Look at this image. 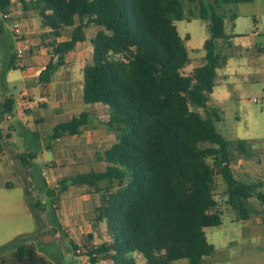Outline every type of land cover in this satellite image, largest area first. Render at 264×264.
I'll return each instance as SVG.
<instances>
[{"label":"trees","instance_id":"obj_1","mask_svg":"<svg viewBox=\"0 0 264 264\" xmlns=\"http://www.w3.org/2000/svg\"><path fill=\"white\" fill-rule=\"evenodd\" d=\"M24 10L36 12L46 31L51 56L38 74L39 82L64 64V56L86 40V30L97 27L90 38L91 61L84 65L82 100L108 108L106 125L115 133V142L96 155L104 169H91L60 179V192L83 186L99 194L94 221H104L109 242L86 251L90 264L98 259L111 264H137L140 253L145 264H203L214 246L205 228L222 223L211 210L213 166L222 168L228 188V203L239 219H248L245 201L254 197L264 206V181L237 180L232 165L254 155L249 140H226L216 129L218 111L208 105L215 86L216 70L227 56L217 40L231 46L236 9L231 5L252 0H19ZM186 4L193 10H186ZM10 0H0V11L8 13ZM198 16L208 22L209 37L204 41L200 64L185 74L191 59L176 21ZM69 29V31H66ZM67 35L64 40L58 38ZM20 65L12 54L8 68ZM22 68V67H21ZM12 96L0 101V119L11 114ZM89 114L81 111L55 124L50 140L77 135L87 126ZM0 128V157L4 152ZM29 168L32 152L16 155ZM212 160V165L208 162ZM48 194L55 197L54 191ZM54 201V199H52ZM37 213L45 208L28 198ZM53 208L49 205V210ZM17 237L0 246V253L15 247L14 260L0 255V264L34 262L31 244H19ZM74 254L80 248L71 243ZM85 248V245H83ZM25 261V262H24Z\"/></svg>","mask_w":264,"mask_h":264},{"label":"rangeland","instance_id":"obj_2","mask_svg":"<svg viewBox=\"0 0 264 264\" xmlns=\"http://www.w3.org/2000/svg\"><path fill=\"white\" fill-rule=\"evenodd\" d=\"M237 6L231 5L233 10H237ZM185 8L187 11L194 9L190 4H186ZM3 14L0 11V99L12 96L15 104L11 113L14 116L9 120L13 125H7L2 133L5 153L0 157V246L30 234L20 242L31 243L44 257L60 260L62 264H90L85 253L91 245L110 241L105 222L94 221V208L99 202V194L83 186H70L60 193L59 189L62 178L91 169H104L106 163L98 161L96 155L115 142V133L106 125L109 116L107 106L101 103L86 104L82 100V68L91 61L90 38L97 27L86 30V40L64 56V64L58 69L62 91L66 93L68 102L76 104V108L63 119L53 118L51 122L50 118H44V122L36 123L30 119L38 112V108L33 114H23L21 93L28 91L36 105L45 98L41 95L43 85L38 84L36 76L26 74V69L21 66H29L26 56L32 55L47 64L51 47L44 46L48 39L41 38L43 31L34 10H24L19 0H13L9 7V18L4 19ZM14 17L21 22L26 21L30 29V34L23 35L22 39L28 40L31 49L26 50L21 57L16 55V50L23 46V42L13 34ZM175 24L182 38L188 36L185 46L191 62L183 69L187 74L202 61L203 43L209 37L208 22L192 16L177 20ZM229 26L230 21L226 20V32H229ZM64 38L67 35L59 39ZM216 43L221 51L222 40ZM12 54L20 65L17 69L8 68ZM34 66L38 68L37 64ZM244 70L247 74L240 71L236 76H230L236 77L234 81L226 82L217 76L208 105L218 111L221 119L215 122V127L226 140L250 141L252 149L256 151L255 156L248 160L242 158V163L238 165V153L235 152L237 161L231 167L237 180L256 183L264 181V75L254 73L249 67ZM66 80L70 82L66 83ZM81 111L88 112L89 122L80 134L65 135L58 140L49 139L53 122L68 120L71 114ZM10 138L12 145L8 141ZM22 151L34 155L29 159V168L22 166L16 157ZM208 162L213 164L211 159ZM50 166L54 168V175L44 176L42 172L47 173ZM212 167V193L216 205L211 211L221 215L222 223L204 229L214 251L204 258L203 264H264V206L256 198H248L245 203L249 217L239 219L237 211L228 203V188L222 168ZM49 190L54 191V198L48 194ZM28 198L40 201L45 208L36 213L29 206ZM49 205L52 210H49ZM60 213H64L67 225L61 223ZM71 241L80 248L76 251L78 256L74 254ZM133 256L137 264H145L140 253L135 252ZM186 263V259L173 262ZM95 264H110V261L98 259Z\"/></svg>","mask_w":264,"mask_h":264},{"label":"crops","instance_id":"obj_3","mask_svg":"<svg viewBox=\"0 0 264 264\" xmlns=\"http://www.w3.org/2000/svg\"><path fill=\"white\" fill-rule=\"evenodd\" d=\"M10 1L12 4L13 0H10ZM237 5L238 6L236 10V18L234 19L233 27L229 26L230 27L229 32H226L228 34L233 35V37L231 38L232 45L227 46L226 44H221V51L227 56L226 64L216 70L215 79L218 76L220 77L221 80L223 79L226 82L234 81L236 77L231 78L230 76H236L237 74H239L240 71H242L243 74H247V71L244 70L245 67H249L254 73L258 72L259 74L264 75V0H252L251 2L239 3ZM17 21L22 26V30L24 33L22 34L20 38L18 37L16 38L19 41L28 43V40L22 39L23 35L28 36L30 34V29L28 28L27 22L26 21L21 22L19 20ZM237 27H238V31H237ZM41 30L43 32L46 31V29L44 28H42ZM64 39L58 38V40H64ZM235 40H238V41L236 42ZM79 43H82V42H79ZM77 44H76V47H77ZM30 49H31V46H29L27 50H30ZM26 57L28 58L29 66L26 67V65H22L21 67L26 69L25 70L26 74L34 75L37 77L38 84L40 86L43 85L41 87L42 92H43L41 95L42 97L45 96V98H42L40 101H38V104L35 105L34 98H32L29 95V92L28 91L22 92L21 97L24 103L23 114L25 113L33 114L34 112L40 111L41 112L40 114H38L37 112L36 114H33V117L30 119L36 123L41 122V121L44 122V118H50L49 120L51 122L53 121L52 120L53 118L63 119L64 116L69 111L74 110L76 108V104H74V102L73 103H71L70 101L68 102V97H65L66 93L62 91L61 83L58 81V76H57L59 73L58 69L61 68V66L57 68L49 76L47 82L42 83V82H39L38 80V74L44 68L45 66L44 64H46L45 61H39L40 60L39 57L34 56V55L26 56ZM91 57H92V54H91ZM36 64L38 65V68L34 66ZM69 82L66 80V83H69ZM262 82L264 85V81ZM215 85H216V82H215ZM37 108L38 110L36 111ZM72 115L74 114H71V116ZM13 116L14 115L12 114H6L0 119V128L2 130V133H3V129L7 125L9 127L13 125L11 122H9V120H11ZM70 117H68V119ZM19 123L21 124V122ZM55 124H56V121L52 123V128L55 126ZM8 141L10 142V145H12L11 143L13 142L11 138ZM253 151H254L253 156H255L256 151L254 149ZM4 153H5V148H4L3 154ZM251 158H248V159H251ZM248 159H244V160H248ZM242 161H243L242 158L239 159L238 165H240ZM53 175H54V168H53ZM97 205H99V202ZM60 220L62 224L67 225L64 213H60ZM62 224H60V227H62ZM29 236L31 235L28 234V235H23L20 237H23V239H27ZM90 236L91 235L89 234L88 237ZM23 243L31 244V243H25L23 241L19 242V244H23ZM71 243H74V242L71 241ZM74 244L78 246V244L76 243ZM15 254H16L15 247L7 249L0 253V255L6 256L7 258L11 260H14L13 257H15L14 256ZM22 264H62V263H60V260L44 257L38 251H36V258L33 263L26 261L25 263H22Z\"/></svg>","mask_w":264,"mask_h":264},{"label":"built area","instance_id":"obj_4","mask_svg":"<svg viewBox=\"0 0 264 264\" xmlns=\"http://www.w3.org/2000/svg\"><path fill=\"white\" fill-rule=\"evenodd\" d=\"M3 18L4 19H8L9 18V14L8 13H4L3 14ZM15 19V18H14ZM16 20V19H15ZM12 31H13V34L20 38L22 36V34L24 33L23 30H22V26L20 25V23L16 20L15 22L12 23ZM29 48V44L27 42H23V46L22 47H19L17 50H16V55L17 57H21L23 56L24 52ZM255 102H257L258 100L257 99H253ZM42 174L44 176H51L53 175V168L50 166L48 167V172L45 173V172H42ZM55 182V181H54Z\"/></svg>","mask_w":264,"mask_h":264}]
</instances>
